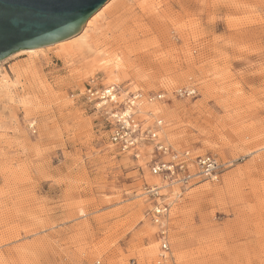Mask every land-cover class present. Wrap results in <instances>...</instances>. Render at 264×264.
Returning <instances> with one entry per match:
<instances>
[{
    "label": "rangeland",
    "instance_id": "374dc122",
    "mask_svg": "<svg viewBox=\"0 0 264 264\" xmlns=\"http://www.w3.org/2000/svg\"><path fill=\"white\" fill-rule=\"evenodd\" d=\"M122 1L95 23L121 59L119 101L141 94L139 120H162L178 152L215 156L220 179L184 189L151 175L152 147L135 159L111 146L84 98L91 82L109 86L104 72L57 44L13 54L0 62L14 96L0 107V264H155L154 186L174 264H264V0Z\"/></svg>",
    "mask_w": 264,
    "mask_h": 264
},
{
    "label": "built area",
    "instance_id": "2783aa9c",
    "mask_svg": "<svg viewBox=\"0 0 264 264\" xmlns=\"http://www.w3.org/2000/svg\"><path fill=\"white\" fill-rule=\"evenodd\" d=\"M83 95L88 104L92 106L94 113L108 124L111 146L123 153H133L135 159L140 156L137 151L138 147L143 145L152 147L153 153L158 158L151 162V175L161 177L165 183L178 185L184 189L191 188L202 181H219L223 164L215 156L205 154L193 157L188 151L178 152L161 140L162 120H155L152 126H146L145 120H139L138 114L140 113L137 110L141 105V99H143L141 94L133 93L119 101L118 92L113 87L98 86L91 82L85 88ZM194 95L195 91L190 89L177 91V96L181 98H189ZM162 97L163 95H157L153 98L147 97L146 100L150 103L161 100ZM161 189L154 186L146 191L152 201L148 215L152 224L158 229L157 238L161 248V253L155 264H174L167 247V220L170 208L168 204L163 203L164 196L159 194Z\"/></svg>",
    "mask_w": 264,
    "mask_h": 264
},
{
    "label": "water",
    "instance_id": "95a60500",
    "mask_svg": "<svg viewBox=\"0 0 264 264\" xmlns=\"http://www.w3.org/2000/svg\"><path fill=\"white\" fill-rule=\"evenodd\" d=\"M110 0H0V62L77 36Z\"/></svg>",
    "mask_w": 264,
    "mask_h": 264
},
{
    "label": "bare ground",
    "instance_id": "6f19581e",
    "mask_svg": "<svg viewBox=\"0 0 264 264\" xmlns=\"http://www.w3.org/2000/svg\"><path fill=\"white\" fill-rule=\"evenodd\" d=\"M116 1V0H112L111 2ZM135 1V0H132ZM142 0H136L135 2L139 3ZM151 1V0H150ZM147 0L146 1H142L141 4L142 5H147ZM223 2V1H222ZM226 2V1H225ZM261 2V1H260ZM124 4V1L119 0L118 2H116L113 6H111L108 10V6L109 5H104L102 7V9L96 13L92 18H90L87 23L85 24V26L83 27V29L81 30V32L67 40L61 43H58L56 46L61 47L59 52H60V57L66 59L69 58L70 60H72L71 58H76L79 57L80 58V62L82 63L83 67H86V69L88 71H100V72H104L105 73V77H106V82L109 85V87H113L117 92H118V96L119 97H123V93L119 88V77H118V71L123 69V67L120 66V58L118 57V55H110L112 53H109L108 51H106L105 48H103L104 45L108 44L109 39L106 38V36L108 35V33H110V28L106 27V28H97V26H95L96 23V18L104 11H113L118 9L119 7H121ZM244 5V4H243ZM256 5V4H255ZM240 8V6H238ZM260 7V6H259ZM246 9V7H245ZM263 9V8H261ZM155 14L151 13L150 16H154ZM107 16V15H105ZM102 18V17H101ZM100 18V19H101ZM109 18V17H108ZM107 20V18H105ZM112 19V17H111ZM109 21V20H108ZM107 22V21H106ZM109 23V22H108ZM116 26V25H115ZM117 27V26H116ZM114 28V27H113ZM113 30V29H112ZM113 32V31H112ZM121 37V36H120ZM123 37V36H122ZM124 39V38H123ZM120 40V39H119ZM121 41V40H120ZM105 47V46H104ZM110 48V47H109ZM108 48V50H109ZM43 48L40 49H36V50H29V51H20L18 52V54H31L34 55L37 52L42 51ZM112 51V50H111ZM43 52V51H42ZM42 54V53H41ZM57 54V53H56ZM68 59V60H69ZM73 61V60H72ZM70 61V62H72ZM76 61V60H75ZM74 61V62H75ZM79 62V64H80ZM74 64V63H73ZM71 64V65H73ZM78 64V63H77ZM20 68V67H19ZM17 69V68H15ZM29 69V68H28ZM82 69V68H81ZM85 69V68H83ZM85 69V70H86ZM80 70V69H79ZM16 71V70H15ZM18 71V69H17ZM19 72V71H18ZM23 72V71H22ZM79 72V71H77ZM82 72V71H81ZM15 73V72H14ZM76 73V71H75ZM83 73V72H82ZM81 73V74H82ZM23 74V73H22ZM20 74V75H22ZM93 74V73H92ZM80 75V74H79ZM17 76V74H16ZM19 77V76H18ZM20 77H24V76H20ZM22 79V78H21ZM24 79V78H23ZM16 81V80H15ZM18 81V80H17ZM10 83V81H9ZM8 83V81H5L4 79L2 81H0V107L5 106L4 103L6 104H12L14 102V96L12 94V91L10 89H12L13 86H11ZM27 85V84H26ZM28 87V86H27ZM26 87V88H27ZM27 91V90H26ZM33 93V92H32ZM28 94V93H27ZM20 95V94H19ZM16 96V95H15ZM26 97V96H25ZM34 97V96H33ZM30 98V97H29ZM25 99V98H24ZM18 100V99H17ZM16 100V101H17ZM28 101V100H27ZM33 101V100H32ZM9 102V103H8ZM31 102V100H30ZM19 103V102H18ZM17 103V104H18ZM28 104V103H27ZM30 104V103H29ZM15 106V105H14ZM18 106V105H17ZM31 105L27 106L30 107ZM13 107V106H12ZM32 108V107H31ZM10 109V108H9ZM8 112V111H7ZM10 112V111H9ZM12 112V111H11ZM144 113V112H143ZM1 114H3L1 112ZM155 114V112H154ZM145 115V113H144ZM162 131V130H161ZM157 178H153L152 181L150 183H152L153 185L159 184L158 181L156 180ZM161 184V183H160ZM153 246V247H152ZM151 248V254L153 255H157L160 254L159 252L156 254V250L157 246L155 243H153V245H151V247H148V249Z\"/></svg>",
    "mask_w": 264,
    "mask_h": 264
},
{
    "label": "snow or ice",
    "instance_id": "6c2138e0",
    "mask_svg": "<svg viewBox=\"0 0 264 264\" xmlns=\"http://www.w3.org/2000/svg\"><path fill=\"white\" fill-rule=\"evenodd\" d=\"M113 99H115V97H113Z\"/></svg>",
    "mask_w": 264,
    "mask_h": 264
}]
</instances>
